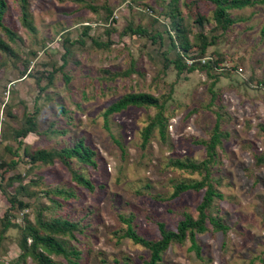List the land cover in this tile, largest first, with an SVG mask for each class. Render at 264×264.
Returning <instances> with one entry per match:
<instances>
[{"label":"rangeland","instance_id":"1","mask_svg":"<svg viewBox=\"0 0 264 264\" xmlns=\"http://www.w3.org/2000/svg\"><path fill=\"white\" fill-rule=\"evenodd\" d=\"M24 1L31 28L20 18L23 0H5L1 16L15 38L1 27L0 37L16 54L0 50V218L9 212L22 228L37 215L75 222L73 234L61 238L77 253L51 252L56 264H139L149 249L123 234L126 223L119 215L132 216L134 230L145 239L160 237L158 222L175 229L184 212L197 217L204 189L176 196L172 190L201 174L171 159L200 162L201 140L209 138L218 112L225 134L209 168L220 196L206 212L226 228L207 222L195 235L199 254L188 236L170 242L161 264H264V159H258L264 157V0L227 9L235 21L225 30L216 25L208 0ZM174 23L186 32L189 49L171 44L177 39ZM127 25L145 27L155 37L123 32ZM199 31L212 39L202 54ZM93 38L111 43L98 47ZM177 52L188 63L208 62L215 82L205 68L177 77L172 62L164 67ZM126 68L128 74L119 73ZM34 71L42 72L39 80L29 76ZM126 92L164 100L165 127L155 125L144 143L141 129L156 107L128 105L104 114ZM25 113L36 126L16 138L13 130ZM78 139L93 150L94 164L75 157L32 159L36 149L58 150ZM72 171L93 187L75 183ZM10 195L28 206L11 208ZM21 230L9 226L0 236V264H35L31 256L17 260Z\"/></svg>","mask_w":264,"mask_h":264},{"label":"trees","instance_id":"2","mask_svg":"<svg viewBox=\"0 0 264 264\" xmlns=\"http://www.w3.org/2000/svg\"><path fill=\"white\" fill-rule=\"evenodd\" d=\"M214 4L213 8V19L222 30H225L230 24L235 21V18L230 16L227 9L229 8H242L244 6H249L254 3L255 0H208ZM21 8V21L31 28V25L26 20V9H25V1L23 0ZM108 13L111 12L110 8L105 4ZM5 7V0H0V27L6 33L7 37L12 41L15 38V32L4 22L1 20V16L3 15V8ZM95 8L96 6H91ZM177 31V39L176 41L171 39V44L173 46H179L183 50H187L190 48V40L187 37L186 32L180 30L175 24ZM88 27V26H87ZM85 28V30L87 29ZM128 30L136 32L137 34H147L152 39H154V34L149 33L145 27L132 26L127 25L124 27L123 32H127ZM86 32V31H85ZM197 47L200 48V53L202 54L206 48V46L211 43L212 39H207L206 35L203 32H197L195 35ZM94 45L98 47L108 48L111 43V39L107 38L106 40L100 39H92ZM68 48V47H67ZM65 48L67 51L68 49ZM0 50L7 52L9 54H16L13 50L11 44L6 39L0 37ZM172 62L176 69V76L179 77L182 75L184 71L192 72L193 70L205 68L208 75L212 76L213 73L210 72V64L208 62H195L190 61L185 62L182 59V55L180 52L176 53V56L169 60L167 59L164 63V67H167L168 64ZM130 68H126L125 70L119 72L121 74H128L130 72ZM24 73V72H23ZM41 71H34L29 74V76L33 75L36 77V80L40 79ZM26 73L25 75H27ZM46 76L48 79H51V72H46ZM214 76V77H213ZM211 83L215 82L216 76L213 75ZM210 91L214 96V91L210 87ZM128 105H135L136 107H144V106H154L156 107V112L154 117L150 119L142 130V142L144 143L151 129L158 125V129L162 131L165 127L164 123V100H159L157 96L149 93V92H126L120 95L118 98L110 102L104 110V114L107 115L109 113L119 111L125 108ZM60 109L63 110V106L61 104L58 105ZM219 113L217 112V118L213 123L211 134L208 139L201 140V143L205 147V157L200 160V162H192L190 160H182L179 158L171 159V163L176 167L189 169L191 172H198L201 174L200 180H195L191 183L185 181H178L173 184L172 195L176 196L182 191L186 189L200 190L203 188L202 198L197 205V217L193 218L189 213L184 212L183 217L180 218L176 224V228H165L163 222H158V227L160 230V237L157 239H145L139 236L134 230L131 219L132 216L120 214L119 217L122 221L126 223L125 230L123 234L128 236L135 243H139L144 247L149 249V255L146 258H143L139 264H161L162 252L167 248L170 242L179 241L182 242L185 237L188 236V240L190 241V248H192L196 254L200 253V246L196 243L195 235L196 233H201L206 229V223L209 222L215 229L224 230L226 228L225 224L221 222L219 218L215 216L209 215L206 212V208L212 203L214 197L220 196L219 191L215 187V184L212 182L210 177V164L215 159L216 154V146L221 143V137L225 134L219 127ZM34 126H36V119L34 116L25 113L23 118V123L21 126L15 128L13 130L14 137L18 138L20 136H26L28 132L33 131ZM93 150L84 144L82 139H78L71 146H64L58 150H44V149H36L32 156L34 160H43V161H51L54 157H58L60 160L64 162H68V159L75 157L82 164H94L95 161L92 158ZM258 159H264V157H259ZM0 164H5L4 161L0 160ZM75 183L81 185L83 187L92 188L91 181L78 174L76 171H72L71 173ZM59 193L65 194V191L59 190ZM10 207L14 208L25 207L28 206L27 203H24L23 200L18 199L16 195H10ZM9 226H18L21 230V237H19L18 243L20 247V254L17 260H24L27 256H31L32 260L35 264H56V262L50 256L51 252L62 253L65 256L69 254H76L77 251L74 249H67L65 246V242L61 238L65 234H73V229L76 228V223L67 218H52L51 220H43L39 215L36 217V221L34 224H26L23 228L21 225L10 219L9 212H6L0 218V236L6 231ZM27 239L29 240L27 242ZM106 264V263H103ZM115 264H130L128 262H115Z\"/></svg>","mask_w":264,"mask_h":264}]
</instances>
